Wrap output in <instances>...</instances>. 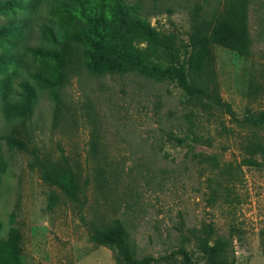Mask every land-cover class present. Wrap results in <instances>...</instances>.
I'll return each instance as SVG.
<instances>
[{"label":"rangeland","instance_id":"1","mask_svg":"<svg viewBox=\"0 0 264 264\" xmlns=\"http://www.w3.org/2000/svg\"><path fill=\"white\" fill-rule=\"evenodd\" d=\"M223 1L0 0V264H264V0H247V54L211 45L210 108L134 71L185 72L190 17ZM100 15L131 71H89L65 40ZM67 167L75 199L43 171ZM117 221L122 247L89 238Z\"/></svg>","mask_w":264,"mask_h":264},{"label":"trees","instance_id":"2","mask_svg":"<svg viewBox=\"0 0 264 264\" xmlns=\"http://www.w3.org/2000/svg\"><path fill=\"white\" fill-rule=\"evenodd\" d=\"M11 2H5L3 6H9ZM86 1L80 6L81 11H87ZM247 18V0H224L220 11L214 18H205L202 15H192L190 17L191 33L189 35L190 53L188 55L186 71L177 65H167L162 68L137 67L135 73L142 75L145 78L159 81L163 78L174 80L178 86L186 94L188 100L199 101L196 105L201 106L203 111L212 103L219 102V96L216 93V88L213 81L210 79L212 52L211 45L217 44L237 55L247 54L249 51V32L246 28ZM89 22L79 24L65 40L72 39L85 48V64L89 71L103 72H128L131 67L122 64L123 52L109 40V35L106 32V22L104 17L99 16L97 20L101 22H91V18L87 19ZM140 24V22H137ZM143 27V26H139ZM143 29V28H140ZM55 62L56 72H60L63 67V60L58 55V51L51 52ZM124 57L126 54L124 53ZM20 107V111H30V95L27 94ZM214 100V101H212ZM5 107V113L12 116L10 108ZM210 108V107H209ZM19 114H21L19 112ZM261 120L264 121V110L259 112ZM16 137L11 134L7 137V142L11 145ZM256 142L249 143L252 147L244 156L242 162L245 165H256L258 162L254 158V147ZM47 175V179L53 184L60 187L71 199H75L76 191L74 189V174L67 167V180L65 183L50 177L45 169L43 170ZM117 226L108 227L106 229H93L88 236L91 240L98 244L108 245H123V229L117 221ZM262 251L264 253V229L262 232ZM207 251L211 250L214 256L217 253L216 242L212 245L205 243Z\"/></svg>","mask_w":264,"mask_h":264}]
</instances>
